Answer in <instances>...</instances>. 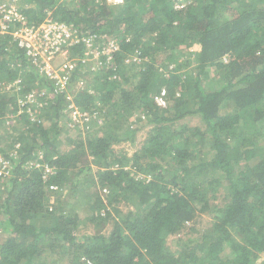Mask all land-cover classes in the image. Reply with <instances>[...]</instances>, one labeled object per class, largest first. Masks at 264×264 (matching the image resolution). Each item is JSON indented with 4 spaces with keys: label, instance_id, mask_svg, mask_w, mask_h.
Listing matches in <instances>:
<instances>
[{
    "label": "trees",
    "instance_id": "obj_1",
    "mask_svg": "<svg viewBox=\"0 0 264 264\" xmlns=\"http://www.w3.org/2000/svg\"><path fill=\"white\" fill-rule=\"evenodd\" d=\"M7 2L28 25L61 21L112 36L118 48L93 72V87H75L78 62L68 91L59 93L12 35L0 34V91H8L0 93V126L6 118L23 121L19 136L0 146L6 152L20 145L10 177L0 179V194H6L0 197V264H57V255L68 264H264V156L251 163L264 153V0H190L182 8L175 0H124L119 6L108 0ZM194 45L196 67L184 69L187 58L184 64L178 59ZM83 50L77 43L70 55L80 58ZM135 53L142 64L130 81L127 70L135 63L125 59ZM161 56L176 67L168 68ZM211 67L222 69L224 81L208 91L203 81ZM118 78L131 88L117 86ZM16 80L18 89L7 88ZM162 90L165 106L155 102ZM29 93L40 105H28V112L19 98ZM70 102L88 114L86 124L108 119L103 134L67 137L70 148L61 152V120L71 114ZM132 106L144 110L149 128L128 157L114 144L127 140L137 125L125 132L107 121ZM104 107L107 115L100 112ZM193 114L203 129L175 126ZM36 162L51 172L44 174ZM91 164L98 169L90 180L97 185L90 220L111 225L108 232L98 228L77 237L78 214L56 212L54 203L65 190L72 193L70 174L77 169V175H90ZM220 188L223 203L216 207L210 200ZM104 199L134 209H109ZM207 211L215 212L211 226L196 240L178 239L176 250L167 245L170 235Z\"/></svg>",
    "mask_w": 264,
    "mask_h": 264
},
{
    "label": "rangeland",
    "instance_id": "obj_2",
    "mask_svg": "<svg viewBox=\"0 0 264 264\" xmlns=\"http://www.w3.org/2000/svg\"><path fill=\"white\" fill-rule=\"evenodd\" d=\"M7 1L9 0H4L2 3L5 4ZM12 1V0H10ZM190 0H175V7L176 8H181V6L183 5V7L189 3ZM1 3V4H2ZM0 4V6H1ZM197 51L196 45H194L193 47L186 49L184 51V55H180L178 61L182 64H184L181 61H186L187 58V63H185L184 69H192L193 67H196V62H193L194 56L192 54V52ZM161 55V54H160ZM164 56H161L160 58H163ZM60 61H62L61 59H59ZM165 64L167 66H169L168 68L170 69H174L176 67V63L172 61V59H170L169 61L166 60V58H163ZM189 61V62H188ZM227 61V57L226 59H222L221 62H226ZM56 65V63L58 62V60L53 61ZM162 62V61H161ZM104 64V62H103ZM139 64V65H138ZM142 64L141 63H135L134 64V69H128L127 70V74L130 77V81L134 80V74L136 75L137 78V68H139V66ZM101 67V65H100ZM89 67L88 66H82L81 68V73L77 74L74 81L75 82V87H79V86H84V87H93L95 85V81H94V73L93 71H88ZM100 69V68H99ZM222 69H217V68H208V77L203 81V86L206 90H215L218 89L222 82L224 81L223 77H222ZM117 78V76L115 77ZM123 79H117L114 80L116 81L115 84L117 86H123L126 87L128 89L131 88L132 84L128 83H124L122 81ZM19 83V81H18ZM74 83V82H73ZM12 84V83H11ZM20 87V85L18 84V86L16 87L17 89ZM4 92V93H2ZM8 91H4L3 89L0 91V93L2 94H6ZM118 96V94H116ZM136 104V103H134ZM124 106V105H123ZM126 107V106H124ZM135 107V108H134ZM121 109V108H120ZM107 108L104 107L103 110H101L100 112L105 111V114L107 112ZM110 111V109H109ZM126 111L124 113H128L125 116H123L122 114L119 115L118 117H116V115L114 116V120L111 117V121L109 120L107 121V123H114L115 125H119V127L122 128V131L125 130L126 131H131L133 128H136V125L138 127V130L133 134V133H129L130 137H127V140H121L119 142H115L114 144V149L116 151H120L121 153H126V155L128 157H130L134 151L136 149H138V147L140 146L141 142L145 139L146 137V133L147 130L149 128V125H147V123L140 118H137L140 114L142 115L143 113V109L141 108H137V106H132V108L130 110H123ZM67 111L64 114V118H62L61 120V125L63 126V128H68V130H64L61 131V136L60 139L58 140V144L60 147L61 152L67 151L70 148V142L68 141L67 137H73L72 139L76 138V137H83L84 139H87L88 137L91 136H97L99 134H103L104 130H105V126L103 127V121L104 119H108L107 116L105 118L100 117L101 121L98 120L95 124L93 123H84L86 121L83 120V118L81 119H77L74 120L72 117V114L69 115V113H67ZM102 115V114H101ZM107 115V114H106ZM136 119V121L134 122V120ZM143 120V121H140ZM22 122L20 121V119L16 118V117H12V118H6L4 120L3 123H1L0 126V146L3 148H7L8 145L13 141V139L17 136H19V132L20 130H17V128L22 127ZM100 122V124L98 123ZM126 123H128V127L126 126ZM130 123V124H129ZM114 124H107L106 126L110 125L111 128L109 129V131L114 130ZM175 126H189V127H199L201 129L204 128V123L201 119V117L198 114H193V115H188L185 116L184 118H182L181 120L175 122ZM127 127V128H126ZM71 130V131H69ZM103 130V131H102ZM68 131V132H67ZM67 132V133H66ZM263 132H261L262 134ZM256 137V135H255ZM260 137V136H258ZM15 138V139H16ZM124 139H126L124 137ZM134 139V140H133ZM263 151V150H260ZM258 156L254 157L251 160V163L255 162L256 160H259V157L264 156V153L260 152ZM91 173L90 175L87 174V171H83L82 173H79L77 175V169L73 171V173L70 174V179L72 180V183L74 182L75 184L72 186V193L68 192L67 190L64 191V194L60 197L63 198L62 200H60V203L56 202L54 203L55 209L58 211H62V212H74L78 214V227L75 230V234L77 235V237H83V235H89V234H93L96 232V230L99 228L102 230V232H108L110 229V222L105 223V225H99L95 222H92L90 220L91 217V213H92V205H93V200L95 198L94 195H96L95 193H93L92 191H96L97 189V185L96 183H94L91 180V176L94 175V173L97 171L98 167L95 164H91ZM139 176V175H138ZM137 177V176H136ZM95 184V185H94ZM0 187L2 189L3 185L0 183ZM5 190V189H3ZM2 190V193L0 194L1 198L5 197V191ZM85 191H87V193H85ZM223 189L220 188L216 194L215 197L212 198L210 200L212 205H215L216 207L221 205L223 202V193L222 192ZM68 192V193H67ZM103 194V193H102ZM65 196V197H64ZM102 197H105V195H101ZM104 203L108 205L109 209L112 208L113 205H117L118 204V208H121L122 210L126 211L128 209H134L131 205H127L126 203L119 201V203L117 202H113L112 204L108 203L107 199H104ZM63 209V210H61ZM215 215V212H210L207 211L205 213H202L200 215H198L196 218H194L191 222L187 223L186 226L182 229V231L178 234L175 235H170L167 238V245L172 249V250H176L178 247V239H188L191 238V240H196L197 237H199V235L204 232L206 229L210 228L211 226V222H212V218ZM98 222V221H97ZM97 225V227L95 226ZM59 256L57 255L56 259L54 260L57 264H68L66 261H64V263L59 262L58 260ZM54 264V263H52Z\"/></svg>",
    "mask_w": 264,
    "mask_h": 264
},
{
    "label": "built area",
    "instance_id": "obj_3",
    "mask_svg": "<svg viewBox=\"0 0 264 264\" xmlns=\"http://www.w3.org/2000/svg\"><path fill=\"white\" fill-rule=\"evenodd\" d=\"M123 2L124 0H108V3L113 6H119ZM14 23H18V25L13 26ZM0 34H11L17 46L22 48L25 54L37 65L38 69L53 81L55 90L59 93L68 91L72 70L79 65L78 62L82 66H88L90 71H98L100 65L107 62L111 58V54L118 48L117 40L112 36L88 34L61 21H44L38 25H28L12 2L2 3L0 6ZM77 43L82 44L84 47L80 58L71 57L70 55V47ZM223 59H226V57ZM56 60L58 62L55 65L53 61ZM125 60L134 63L142 61L139 53L129 55ZM17 83L18 80L9 84L7 88L17 86ZM38 100L34 93H29L25 98H19V107L24 106L29 112L27 106L36 102L40 105V100ZM155 102L161 106L166 105L165 90L157 95ZM24 107L23 109L20 108L18 113L23 112ZM68 107L74 120L88 119V114L78 111L72 102L68 104ZM139 116L142 119L144 118L143 114ZM19 147V143L16 142L13 151L9 148L6 152H2L0 149V179L6 180L10 177L13 167L12 158L18 159L17 149ZM36 166H41L44 169V174L50 173L52 170L47 164L36 162ZM48 188L57 190L58 187L50 185ZM103 190L105 192V189Z\"/></svg>",
    "mask_w": 264,
    "mask_h": 264
}]
</instances>
